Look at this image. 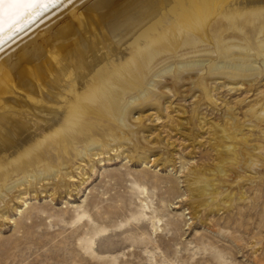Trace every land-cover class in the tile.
<instances>
[{
  "label": "rangeland",
  "instance_id": "374dc122",
  "mask_svg": "<svg viewBox=\"0 0 264 264\" xmlns=\"http://www.w3.org/2000/svg\"><path fill=\"white\" fill-rule=\"evenodd\" d=\"M148 3L137 0L106 27L124 31L153 12ZM262 9L236 20H261ZM236 32L252 68L223 76L231 59L222 43L197 31L182 47L183 35L172 56L152 67L168 65L167 75L148 85L144 68L135 90L125 92L138 120L122 129L112 122L113 150L99 148L101 164L83 175L71 156L76 182L59 175L64 189L53 200L27 193L23 206L2 190L0 264H264V156L255 152L264 148V66L256 46L264 31Z\"/></svg>",
  "mask_w": 264,
  "mask_h": 264
},
{
  "label": "bare ground",
  "instance_id": "6f19581e",
  "mask_svg": "<svg viewBox=\"0 0 264 264\" xmlns=\"http://www.w3.org/2000/svg\"><path fill=\"white\" fill-rule=\"evenodd\" d=\"M136 2L51 0V6L15 27L5 24L0 33V203L2 190L16 194L23 206L27 193L53 200L56 189H64L59 175L76 182L67 164L71 156L79 160L74 171H84L83 175L84 168L93 170L95 161L101 164L99 148L107 143L113 150L112 122L122 129L138 120L125 92L135 90L144 68L149 70L148 85L159 74L167 75L168 65L160 71L152 67L160 58L172 56L174 40L183 35L182 47L192 45L187 34L197 31L203 40L215 36L222 43L231 59L223 76L237 78L255 63L248 59L245 46L234 40L236 31L262 34L264 18L236 19L264 11V0H148L154 10L140 21L124 31L106 27ZM200 43L202 53L210 52ZM256 46L264 66L263 34L256 38ZM224 138H230L225 129ZM256 151L264 156L261 146H255ZM52 153L61 158L59 166L52 165ZM248 164L257 168L252 161ZM84 181L81 178L78 185Z\"/></svg>",
  "mask_w": 264,
  "mask_h": 264
},
{
  "label": "snow or ice",
  "instance_id": "6c2138e0",
  "mask_svg": "<svg viewBox=\"0 0 264 264\" xmlns=\"http://www.w3.org/2000/svg\"><path fill=\"white\" fill-rule=\"evenodd\" d=\"M51 6V0H0V33L7 24L9 28L15 27L23 19L41 8Z\"/></svg>",
  "mask_w": 264,
  "mask_h": 264
}]
</instances>
